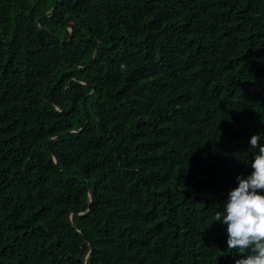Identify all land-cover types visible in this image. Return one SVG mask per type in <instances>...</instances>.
I'll use <instances>...</instances> for the list:
<instances>
[{
	"label": "trees",
	"instance_id": "1",
	"mask_svg": "<svg viewBox=\"0 0 264 264\" xmlns=\"http://www.w3.org/2000/svg\"><path fill=\"white\" fill-rule=\"evenodd\" d=\"M259 134L264 0H0V264H235Z\"/></svg>",
	"mask_w": 264,
	"mask_h": 264
},
{
	"label": "clouds",
	"instance_id": "2",
	"mask_svg": "<svg viewBox=\"0 0 264 264\" xmlns=\"http://www.w3.org/2000/svg\"><path fill=\"white\" fill-rule=\"evenodd\" d=\"M264 134L253 135L251 174L237 176V187L227 193L223 214L214 219L227 226V252L240 254L235 264H264ZM248 150V151H249ZM86 255V253H85Z\"/></svg>",
	"mask_w": 264,
	"mask_h": 264
},
{
	"label": "water",
	"instance_id": "3",
	"mask_svg": "<svg viewBox=\"0 0 264 264\" xmlns=\"http://www.w3.org/2000/svg\"><path fill=\"white\" fill-rule=\"evenodd\" d=\"M66 22L67 23H69L70 22V20H68V19H66ZM68 29H69V31L71 32V28L68 26ZM95 56V52H93V54H92V58ZM54 162H56V158L54 157ZM90 198L88 197V200H89ZM78 214H84L83 212H80V213H78ZM68 217L70 218V214H68ZM86 257V255H84V257H83V259Z\"/></svg>",
	"mask_w": 264,
	"mask_h": 264
}]
</instances>
